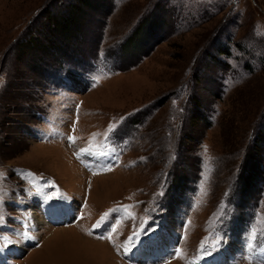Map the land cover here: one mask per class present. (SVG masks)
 Listing matches in <instances>:
<instances>
[{"label":"rangeland","instance_id":"rangeland-1","mask_svg":"<svg viewBox=\"0 0 264 264\" xmlns=\"http://www.w3.org/2000/svg\"><path fill=\"white\" fill-rule=\"evenodd\" d=\"M8 244L6 264H264V0H0Z\"/></svg>","mask_w":264,"mask_h":264},{"label":"bare ground","instance_id":"bare-ground-1","mask_svg":"<svg viewBox=\"0 0 264 264\" xmlns=\"http://www.w3.org/2000/svg\"><path fill=\"white\" fill-rule=\"evenodd\" d=\"M49 204H52L51 206L49 205ZM46 205H48L49 207H45ZM55 206H57L56 208H55ZM45 207V209H44V213L45 214H49V212H51V214H50V218H52V220H55V221H58V222H60V221H62V220H64V218L66 217V216H68L67 215V211L64 209V207L63 206H60V205H58V204H56V202H51V203H47V202H45L43 205H42V209ZM51 208V209H50ZM56 212V213H55ZM61 212H63V213H65V216H63L64 218H62V219H60L61 217L60 216H58V214L57 213H61ZM35 216V219H37V216L36 215H34ZM33 218V217H32ZM48 218V217H47ZM67 218V217H66ZM65 218V219H66ZM49 219V218H48ZM33 221H35L34 219H33ZM49 221L50 222H52L51 221V219H49ZM35 223V222H34ZM153 238H155V239H157L159 242H160V245H159V247H158V252H156V251H150L151 253H157V254H160L163 250V246H162V241H161V239L159 238V236H152V237H148V238H146L144 241H143V245L146 247V243H147V246H154V244L156 243V242H154L155 241V239H153ZM153 244V245H152ZM151 248V247H150ZM146 250H148L147 249V247H146Z\"/></svg>","mask_w":264,"mask_h":264},{"label":"snow or ice","instance_id":"snow-or-ice-1","mask_svg":"<svg viewBox=\"0 0 264 264\" xmlns=\"http://www.w3.org/2000/svg\"><path fill=\"white\" fill-rule=\"evenodd\" d=\"M110 131H111V129H110ZM70 142H71V143H74V142H75V138H74V137H73V138H70ZM83 151H86V150H81V152H83ZM78 155H79V154H78ZM97 155H98V154H97ZM161 195H162V193H161ZM109 215H111V213H105V214L101 217V220L97 222V225L94 226V228H95V227H98V226H100V225H102V224L104 223L105 219H106ZM129 215L131 216V213H129ZM111 231L114 232L115 229L113 228ZM89 234L91 235L92 233H89ZM21 235H22V234L17 233V236H18V237H20ZM134 235H138V234H134ZM98 238H100V239L109 238V239H110V237H103V236L98 237ZM220 239H222V237L218 236V237H217V241H219ZM132 240H133V238L130 237V238H129V241L131 242ZM254 240H255V233L253 232L252 235H251V240H250L249 243L247 244V248H248L249 251H251L252 248H253V243H252L251 241H254ZM217 246H218V243H217V245L214 246V247H217ZM201 250H202V252H205V253H208V254H210V251H211V250L205 248V246H204L203 244L201 245ZM125 251H128V246H125ZM175 255H177V256L179 255V251H178V250L175 252Z\"/></svg>","mask_w":264,"mask_h":264}]
</instances>
